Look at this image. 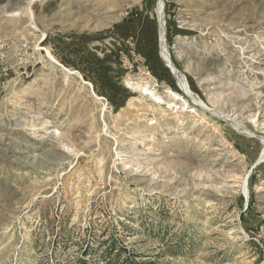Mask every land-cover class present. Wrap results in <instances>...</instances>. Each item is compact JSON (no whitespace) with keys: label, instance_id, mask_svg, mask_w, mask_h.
<instances>
[{"label":"rangeland","instance_id":"374dc122","mask_svg":"<svg viewBox=\"0 0 264 264\" xmlns=\"http://www.w3.org/2000/svg\"><path fill=\"white\" fill-rule=\"evenodd\" d=\"M108 243L264 264V0L0 9V264H106Z\"/></svg>","mask_w":264,"mask_h":264},{"label":"trees","instance_id":"16d2710c","mask_svg":"<svg viewBox=\"0 0 264 264\" xmlns=\"http://www.w3.org/2000/svg\"><path fill=\"white\" fill-rule=\"evenodd\" d=\"M106 249L103 251L104 254V258H107L108 261L106 262V264H114V262L116 260H120V257L122 256L121 251L122 252H127V249H125V247H118V245L116 244H109L106 245ZM116 251H118L116 253ZM86 256H88V251L85 250V253L78 258V260L76 261L75 264H89L88 260L86 259ZM127 264H144V263H140L137 262L135 259H129V261L127 262Z\"/></svg>","mask_w":264,"mask_h":264},{"label":"crops","instance_id":"0c3cea01","mask_svg":"<svg viewBox=\"0 0 264 264\" xmlns=\"http://www.w3.org/2000/svg\"><path fill=\"white\" fill-rule=\"evenodd\" d=\"M11 0H0V9L2 8V6L8 4Z\"/></svg>","mask_w":264,"mask_h":264},{"label":"bare ground","instance_id":"6f19581e","mask_svg":"<svg viewBox=\"0 0 264 264\" xmlns=\"http://www.w3.org/2000/svg\"><path fill=\"white\" fill-rule=\"evenodd\" d=\"M35 26V25H34ZM35 27H37V26H35ZM181 83H183V81H181ZM237 127L238 128H241V127H239V125H237ZM241 130H243L242 128H241ZM246 134H249V132H246Z\"/></svg>","mask_w":264,"mask_h":264}]
</instances>
